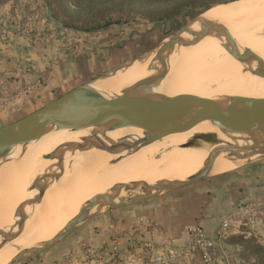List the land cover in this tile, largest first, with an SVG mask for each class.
Returning <instances> with one entry per match:
<instances>
[{
    "label": "water",
    "instance_id": "water-1",
    "mask_svg": "<svg viewBox=\"0 0 264 264\" xmlns=\"http://www.w3.org/2000/svg\"><path fill=\"white\" fill-rule=\"evenodd\" d=\"M207 37L225 39L231 51L241 59L243 71L264 78V58L235 41L224 25L201 15L152 49L84 82L35 112L0 127V174L6 164L21 158L44 136L64 129L83 132L44 157L49 166L28 188L29 191L35 189L36 196L24 201L16 210L11 225H0V246L17 239L43 212L47 192L68 177L65 171L70 169L72 162L68 158L72 155L83 159L94 152L105 151L117 155L111 160L114 163L164 137L195 126L209 125L217 132L195 134L189 143L212 147L214 162L223 156L238 164L239 169L264 160V98L228 95L173 97L161 91L176 63L174 57ZM147 63L145 75L139 81L118 91L103 86L109 79ZM214 170L215 164L210 163L182 180L160 179L154 183L137 180L116 184L89 199L67 226L51 239L34 242L19 250L9 264H29L78 227L105 213L144 204L228 174H215Z\"/></svg>",
    "mask_w": 264,
    "mask_h": 264
},
{
    "label": "rangeland",
    "instance_id": "rangeland-1",
    "mask_svg": "<svg viewBox=\"0 0 264 264\" xmlns=\"http://www.w3.org/2000/svg\"><path fill=\"white\" fill-rule=\"evenodd\" d=\"M182 4L185 3L181 0H144L141 4L128 0H0V127L33 113L63 93L122 65L138 56L136 54L143 49L144 52L152 49L173 33L175 25L181 28L213 8L190 10L178 19L152 21ZM108 19L121 20L122 23H115L98 32L81 31L83 26L103 24ZM64 73L67 77L62 78ZM45 91H53V98L47 99ZM28 103H32V106L29 107ZM115 163L110 160L108 165ZM252 165L239 169L238 166L233 167L225 172H231L227 177L218 176L181 189L183 191L180 193L177 192L181 190L154 200L161 199L168 206L176 205L172 206L176 211L179 205L183 209L181 213L199 202L205 205L204 211L207 212L212 208L210 204L214 199L212 188L221 186L227 179L224 187L215 192L220 196L218 203L231 194L234 201L242 202L230 214H235L241 207H248L250 203L260 204V207L255 213L250 211V214L235 218L236 232L224 246L225 256L229 263L236 260L238 264H264V196L259 200L254 196L259 187L254 183L255 176L259 177L263 171L251 168ZM247 187L254 199L245 195ZM169 211L165 214H169ZM172 212L173 216L176 212ZM110 213L103 214V219L98 217L78 227L69 237L29 264L140 262L141 249L145 246L138 237L143 235L137 231L141 226L137 225L133 229L136 233L130 234L123 230L127 223L115 221ZM203 218V215L199 216L194 224L201 225ZM101 223H105L102 230L108 232L107 240L94 241L93 238L100 236L98 228ZM118 224L123 226L122 229L117 228ZM144 230L158 231L153 228ZM230 233L232 228L229 229ZM109 234L114 239H120V243L123 241L117 247L119 252L113 248ZM166 235L170 238H164L157 246L172 250L176 236H170L167 232ZM260 248L262 251L258 252Z\"/></svg>",
    "mask_w": 264,
    "mask_h": 264
},
{
    "label": "bare ground",
    "instance_id": "bare-ground-1",
    "mask_svg": "<svg viewBox=\"0 0 264 264\" xmlns=\"http://www.w3.org/2000/svg\"><path fill=\"white\" fill-rule=\"evenodd\" d=\"M202 17L224 25L235 41L264 58V0H239L219 5L203 13ZM173 62L176 63L161 88L169 96L264 98V78L245 73L241 59L231 51L225 39L207 37L182 50ZM147 66L148 63L122 73L104 82L103 86L118 91L142 79ZM209 132H217V129L209 125L192 127L164 137L114 165L108 163L117 155L105 151L94 152L83 159L69 156L68 161L72 164L65 171L68 177L47 192L43 212L29 223L23 234L0 246V264H9L19 250L34 242L51 239L67 226L89 199L116 184L137 180L149 183L160 179L182 180L210 163L215 164V174L238 166L223 156L214 162L213 148L209 145L189 143L195 134ZM82 134L70 129L50 133L21 158L4 166L0 174V225H11L16 210L24 201L36 196L35 189L29 191L27 188L49 166L44 157Z\"/></svg>",
    "mask_w": 264,
    "mask_h": 264
},
{
    "label": "crops",
    "instance_id": "crops-1",
    "mask_svg": "<svg viewBox=\"0 0 264 264\" xmlns=\"http://www.w3.org/2000/svg\"><path fill=\"white\" fill-rule=\"evenodd\" d=\"M63 77H67V75L64 73ZM71 91V90H70ZM68 91V92H70ZM50 92V91H49ZM48 91H45L47 93V99H52L54 96V92L51 91L49 93ZM68 92L63 93L66 94ZM62 96V95H61ZM60 97V96H59ZM53 101V100H52ZM51 102V101H50ZM28 106L31 107L32 103H28ZM44 106H41L42 108ZM37 108L36 110L40 109ZM35 112V110H34ZM253 169H261L262 174L258 177L255 176L254 183H256L259 187H257V190L255 191L256 194L254 195L255 198H258L256 200L262 199L261 197L264 196V160L257 162L250 166ZM245 172L247 170H244ZM259 174V173H258ZM228 175L231 174H226L225 176H220V177H227ZM241 175V174H239ZM227 180V179H226ZM225 180V182H226ZM223 182V184L219 187L216 186L213 189L214 192V199L213 202L210 204L212 208L210 207L207 212L204 211V206L201 205L199 202L197 204H192L194 205L192 208L189 207L188 210H185V212L181 213L183 209L177 205L175 210V206L169 205L168 204H163V200H152L150 202H146L144 204L140 205H135L131 206L128 208H123L119 210H115L110 213L111 217L115 219V221L122 223V221H125L127 225L126 227L123 228V230L130 232V234H134V228L138 225H140V229L137 231H141V234L143 235H138L139 241L142 243H145L144 248L141 249L142 253V258L140 262L137 261H132L127 262L126 264H202L200 260L199 254H197L195 251L190 249L187 244L189 241L187 230L190 227L195 226L194 222L196 219H199V216H204L202 219V226L205 230L206 235L209 238H214L217 232L218 227L220 226L222 220L225 218V215H229L237 205H240V201L236 202L234 201V196L231 194L228 197L223 198L219 203L218 197H220L215 190H220L224 187V185L227 183ZM248 192H245V195L249 197H252L254 199V196L250 194V189L247 187L246 188ZM183 190L177 192L180 193ZM216 193V194H215ZM185 202H188L186 199H184ZM173 206V207H172ZM171 207V208H169ZM206 208V207H205ZM165 209V210H164ZM170 210L168 213L167 211ZM175 211L176 213L172 216L173 212ZM109 215V214H108ZM109 215V216H110ZM179 216V217H178ZM184 216L186 218H184ZM102 219L105 218V216H100ZM130 224V225H128ZM200 224V223H199ZM117 226L118 229H122V225L118 224ZM198 225V224H197ZM155 227H157L158 231L153 232L152 231H145V228H153L154 230ZM232 233L229 235H234L236 232V224H232ZM230 228V229H231ZM149 234H148V233ZM166 232L170 234V236H176L173 239L176 240L175 247L170 249L166 248H159L157 245H160V243L165 240L164 238H167L169 236L166 235ZM108 232H100V236L97 239L96 237L93 238L94 241L99 240V242H104L107 240V235ZM111 235V242L113 244V248L115 247H120V239H114L112 238ZM153 237V238H152ZM170 238V237H169ZM96 243V242H95ZM219 246L215 250V261L214 264H238V261L235 260V263L231 262L229 263L228 259L225 256L224 252V246L226 245ZM99 245V244H98ZM118 252L120 250H117ZM225 257H224V256Z\"/></svg>",
    "mask_w": 264,
    "mask_h": 264
},
{
    "label": "built area",
    "instance_id": "built-area-1",
    "mask_svg": "<svg viewBox=\"0 0 264 264\" xmlns=\"http://www.w3.org/2000/svg\"><path fill=\"white\" fill-rule=\"evenodd\" d=\"M259 205L260 204L257 203H250L246 208H239L235 214L227 215L218 227L214 238H209L200 224L190 227L187 230L189 238L187 246L197 254H199L202 264H214V252L216 248L221 246L228 238L229 229L234 223L235 218H238L241 215L250 214V211L255 213L256 210H258V208L260 207ZM114 249L117 250V247H115Z\"/></svg>",
    "mask_w": 264,
    "mask_h": 264
},
{
    "label": "trees",
    "instance_id": "trees-1",
    "mask_svg": "<svg viewBox=\"0 0 264 264\" xmlns=\"http://www.w3.org/2000/svg\"><path fill=\"white\" fill-rule=\"evenodd\" d=\"M130 3L133 4H141L144 0H128ZM179 1V0H177ZM183 1L182 5H179L177 7H173L170 10H167V13L163 16H160V18L152 20V21H156V22H160V21H167L170 19H178L180 18L184 13H186L187 11L190 10H196V9H201V10H208L216 5H220V4H227L230 2H234L237 0H181ZM54 15V14H53ZM54 16H57L56 14ZM64 22V21H63ZM121 24L122 21L121 20H117V21H113L112 19H108L106 20L103 24H96L95 26L89 27V26H83L84 28H81V31L84 33H92V32H98V31H102L105 30L107 28H109L111 25L113 24ZM66 25V24H65ZM70 27V26H69ZM179 29V25H175L173 27V32ZM145 51V49H143L142 51H140L138 54L139 55L141 53H143ZM86 63V62H85ZM226 175V174H225ZM224 176V175H221ZM220 177V176H219ZM102 224V223H101ZM105 223H103L101 225L100 228H98L99 231H103V225ZM202 226V225H201ZM105 227V226H104ZM203 227V226H202ZM204 229V228H203ZM205 231V230H204ZM232 236V235H231ZM230 235L228 236V238L224 241V243L226 244L228 239L231 237ZM253 238L249 239L252 240ZM248 240V241H249ZM262 249L260 248V250L258 252H261ZM262 255L264 257V253L262 252Z\"/></svg>",
    "mask_w": 264,
    "mask_h": 264
}]
</instances>
